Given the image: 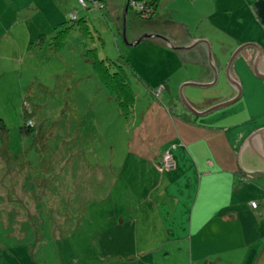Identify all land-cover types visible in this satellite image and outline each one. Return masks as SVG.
I'll return each mask as SVG.
<instances>
[{
  "label": "rangeland",
  "instance_id": "obj_1",
  "mask_svg": "<svg viewBox=\"0 0 264 264\" xmlns=\"http://www.w3.org/2000/svg\"><path fill=\"white\" fill-rule=\"evenodd\" d=\"M125 6L101 16L83 11L78 0H0L6 24L0 33L6 44L0 46V264L51 258L95 264L98 232L109 227L99 216L128 211L129 197L146 188L130 169L139 152L129 142L140 125L134 128L132 117L120 116L86 57L92 50L99 60H127L146 75L161 71V59L147 42L128 46L123 40L131 43L140 26L135 9L123 21ZM75 12L85 21L86 37L70 21ZM133 76L138 110L166 103ZM228 88L218 82L185 91L193 102H209ZM174 90L179 97L180 86ZM25 110L36 116L35 135L20 133ZM172 142L170 151L176 152L180 147Z\"/></svg>",
  "mask_w": 264,
  "mask_h": 264
},
{
  "label": "crops",
  "instance_id": "obj_2",
  "mask_svg": "<svg viewBox=\"0 0 264 264\" xmlns=\"http://www.w3.org/2000/svg\"><path fill=\"white\" fill-rule=\"evenodd\" d=\"M104 2L106 10H115L127 0ZM138 19L131 43L157 35L178 49L160 38L145 39L141 42L161 59V71L152 76L147 70L146 75L131 65L149 95L163 86L166 103H154L144 112L135 103L131 122L140 128L134 129L129 146L139 154H133L130 169L138 171L140 182L145 179L146 188L129 197L128 211L99 216L109 227L98 232L95 264H264V205L257 210L249 206L264 197V173H248L237 165L244 142L264 129V78L253 70L256 49L243 48L231 62L228 77L241 91L234 104L198 117L169 107L177 102V86L185 94L189 83L213 84L209 47L219 83H227L229 59L240 47L254 44L264 58V0H159L150 18ZM5 27L0 15V33ZM1 36L0 46L6 45ZM190 72L195 75L188 77ZM231 90L209 102H193L189 93L185 98L205 111L229 100ZM172 140L180 147L171 151L176 169L159 178L155 165L170 151ZM43 261L79 264L62 258Z\"/></svg>",
  "mask_w": 264,
  "mask_h": 264
},
{
  "label": "trees",
  "instance_id": "obj_3",
  "mask_svg": "<svg viewBox=\"0 0 264 264\" xmlns=\"http://www.w3.org/2000/svg\"><path fill=\"white\" fill-rule=\"evenodd\" d=\"M98 3L101 4V8H89L84 9L83 11H99L101 13V16H103L104 11L106 10L105 2L104 0H96ZM141 2L144 4V9L142 11H139L135 7H130V2ZM159 0H128V9H135L137 11V16L142 19H148L152 16L154 13L157 4ZM74 14V13H73ZM72 15V14H71ZM70 15V21L77 22L80 32L83 34L84 37H86V34L88 33L86 31V25L85 21L83 19L78 20L77 18V12H75L76 18L73 20ZM67 30V29H66ZM87 60L92 65L93 72L97 76L99 82L101 83L102 87L110 95V97L113 98L115 101L119 114L122 118L128 119L133 116L134 113V106L136 103V95L132 89L131 86V80L133 75L135 74L133 72V67L131 66V63L127 60H119L117 63L112 62L110 60H99L92 52V50L87 52ZM130 63V64H129ZM162 87V91L158 94L159 88ZM163 92V86H159L155 89H151V96L155 98L156 100L160 99V95ZM27 108V107H26ZM28 110L30 107L27 108ZM30 111L25 110L23 112V125L19 128L20 133L25 136H32L35 135V129L36 125L34 124V121L36 116H30ZM28 122H30L31 125H28ZM168 152V151H166ZM164 152L160 156V161H158L155 165V171L160 176L163 177L165 174L174 171L176 169H173L171 171H159L158 167L160 165V162L162 160V156L166 153ZM171 152V151H170ZM173 157V156H172ZM243 180V179H242ZM38 201H42L39 198ZM62 235V234H61Z\"/></svg>",
  "mask_w": 264,
  "mask_h": 264
},
{
  "label": "water",
  "instance_id": "obj_4",
  "mask_svg": "<svg viewBox=\"0 0 264 264\" xmlns=\"http://www.w3.org/2000/svg\"><path fill=\"white\" fill-rule=\"evenodd\" d=\"M127 3H128V0H127ZM127 3H126V9L124 11V21H125V17L127 14V8H128ZM153 37L162 39L172 50L178 49V48L172 47L167 39L162 38V37L157 36V35L156 36H154V35H143L132 43H127L125 40V36H123V40L125 41V43L128 46H136L141 41H143L145 39L153 38ZM201 44H206L207 47L209 46L207 43H203L202 41H201ZM192 47H194V45H192L190 48H192ZM245 47H253L256 49V54H255L254 61H253V70H254V73L258 77L264 78V58H263V54H262L261 50L259 49V47H257L254 44L244 45V46L240 47L235 53H233V55L229 59L228 65H227V71L225 74L227 84L230 87V89H234L233 91L231 90L232 94H231V97L229 100H227L223 103H219V104H217V105H215V106H213V107H211L205 111H198V110H196V108H194V105H192V103H190V101L183 96L182 89H180L179 97H177V102L175 103L174 106H172L174 108H172L170 110L171 111H177V110L181 109V110H183V112L186 115L188 114V115H192L194 117H198V116L207 115L208 113H210L212 111H216V110L228 107V106L234 104L236 101H238V99L240 98V95H241V91H240V89H237V88L235 89L233 87V83L231 82L230 78L228 77V70H229V67H230L233 59ZM212 60H213L212 53H211V50L209 47L208 48V61L211 64L210 67H211L212 75H213V84L202 85V84H196V83H189L185 86L190 87V88H195V89H208V88L216 86V84L218 83V72H217L216 67L213 66ZM237 165L239 166L240 170L248 172V173H251L255 170L264 173V129H261V130L255 132L244 142V144H243V146L239 152Z\"/></svg>",
  "mask_w": 264,
  "mask_h": 264
},
{
  "label": "built area",
  "instance_id": "obj_5",
  "mask_svg": "<svg viewBox=\"0 0 264 264\" xmlns=\"http://www.w3.org/2000/svg\"><path fill=\"white\" fill-rule=\"evenodd\" d=\"M78 2L80 3L82 10L89 9V8L97 9V8L102 7L101 4L98 3V1H96V0H78ZM143 5L144 4H142L141 2H135V1L130 2V7L131 8L135 7L139 11H142L144 9ZM71 18L73 20L76 18L75 13L71 15ZM161 91H162V87L159 88L158 94ZM28 125H31L30 122H28ZM175 167H176V161L172 157V153L170 151L166 152L162 156V160H161L160 165L158 167L159 171H161V172L166 171V170L171 171V170L175 169ZM261 204L264 205V197L259 202H257V201L250 202L249 206L252 210H257Z\"/></svg>",
  "mask_w": 264,
  "mask_h": 264
}]
</instances>
